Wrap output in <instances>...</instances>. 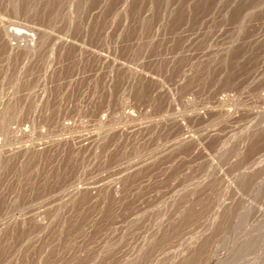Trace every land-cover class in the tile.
<instances>
[{"label": "rangeland", "instance_id": "374dc122", "mask_svg": "<svg viewBox=\"0 0 264 264\" xmlns=\"http://www.w3.org/2000/svg\"><path fill=\"white\" fill-rule=\"evenodd\" d=\"M0 264H264V0H0Z\"/></svg>", "mask_w": 264, "mask_h": 264}, {"label": "bare ground", "instance_id": "6f19581e", "mask_svg": "<svg viewBox=\"0 0 264 264\" xmlns=\"http://www.w3.org/2000/svg\"><path fill=\"white\" fill-rule=\"evenodd\" d=\"M12 39V38H11ZM13 40H14V38H13ZM9 41H10V39H9ZM14 41H16V40H14ZM11 43L10 44H12V45H14L15 43H12V41H10ZM19 44V43H18ZM21 44V43H20Z\"/></svg>", "mask_w": 264, "mask_h": 264}]
</instances>
